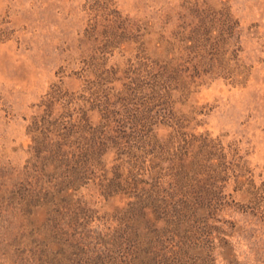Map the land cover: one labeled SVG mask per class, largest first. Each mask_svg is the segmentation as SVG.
Wrapping results in <instances>:
<instances>
[{"label":"rangeland","instance_id":"374dc122","mask_svg":"<svg viewBox=\"0 0 264 264\" xmlns=\"http://www.w3.org/2000/svg\"><path fill=\"white\" fill-rule=\"evenodd\" d=\"M0 264H264V0H0Z\"/></svg>","mask_w":264,"mask_h":264}]
</instances>
